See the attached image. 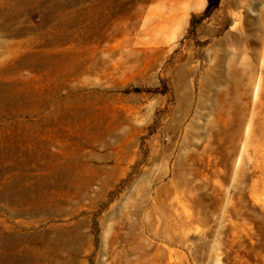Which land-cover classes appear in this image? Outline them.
<instances>
[{
    "label": "rangeland",
    "instance_id": "rangeland-1",
    "mask_svg": "<svg viewBox=\"0 0 264 264\" xmlns=\"http://www.w3.org/2000/svg\"><path fill=\"white\" fill-rule=\"evenodd\" d=\"M216 2L0 0V264H264V0Z\"/></svg>",
    "mask_w": 264,
    "mask_h": 264
},
{
    "label": "trees",
    "instance_id": "trees-1",
    "mask_svg": "<svg viewBox=\"0 0 264 264\" xmlns=\"http://www.w3.org/2000/svg\"><path fill=\"white\" fill-rule=\"evenodd\" d=\"M217 6L216 0H209L208 7L215 8Z\"/></svg>",
    "mask_w": 264,
    "mask_h": 264
},
{
    "label": "bare ground",
    "instance_id": "bare-ground-1",
    "mask_svg": "<svg viewBox=\"0 0 264 264\" xmlns=\"http://www.w3.org/2000/svg\"><path fill=\"white\" fill-rule=\"evenodd\" d=\"M5 188L7 189V191H5V193L2 194V196H4L5 198H8L9 197L8 191H10L9 185H6Z\"/></svg>",
    "mask_w": 264,
    "mask_h": 264
}]
</instances>
